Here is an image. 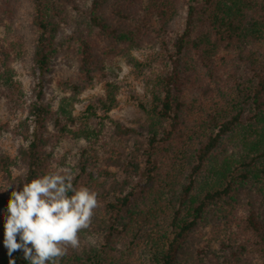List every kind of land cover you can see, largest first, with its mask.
Instances as JSON below:
<instances>
[{
	"label": "trees",
	"instance_id": "obj_1",
	"mask_svg": "<svg viewBox=\"0 0 264 264\" xmlns=\"http://www.w3.org/2000/svg\"><path fill=\"white\" fill-rule=\"evenodd\" d=\"M26 2L27 43L16 36L0 48V98L21 113L15 124L0 119V134L25 143L0 156V189L52 171L44 143L52 116L62 140L84 143L66 167L74 187L97 194L87 229L98 241H82L81 229L58 264H204L215 245L218 264H264V0ZM17 50L37 74L29 98L14 76ZM55 55L78 72L53 110L44 78ZM132 78L144 86L142 97L126 98L144 116L139 129L109 115ZM96 83L102 92L77 113L78 95ZM108 146L121 183L107 169L91 174ZM8 196L0 193V207ZM199 227H208L202 243L183 253ZM13 257L28 264L20 251ZM8 260L2 247L0 264Z\"/></svg>",
	"mask_w": 264,
	"mask_h": 264
},
{
	"label": "rangeland",
	"instance_id": "obj_2",
	"mask_svg": "<svg viewBox=\"0 0 264 264\" xmlns=\"http://www.w3.org/2000/svg\"><path fill=\"white\" fill-rule=\"evenodd\" d=\"M5 4L13 7L12 9H10V12H5ZM27 12L28 4L26 0H0V48L11 44L10 42L12 38H15L16 36H20L27 43L29 34V31L26 28ZM66 33L70 34L68 29H66ZM29 47H31V44H29ZM15 54L16 55H14V58L12 60V67L15 69L14 76L16 80L21 83L25 93V98H29L32 94L34 86L37 83V74L36 72L32 71L30 67V59L27 54L23 52L21 55H19V50L15 51ZM77 72L78 63H76L74 60L72 61L62 55H55L51 60L49 70L44 78V98L53 107V110H56V102L59 100L60 96L65 95L64 88L66 87V84L69 82H73L76 79ZM118 73L120 77L126 75V67H124ZM127 84H129V87H122L119 96L120 103L110 112L109 115L112 119L121 122L123 125H126L133 129H139L140 125L144 121V116L136 108L135 105L127 103L126 98L129 95V91H133L137 95L142 97L144 95V86L142 82L136 80L135 78H132V80L123 81L121 85ZM101 92V85L99 83L87 84L84 91L77 97V101L74 107L75 111L77 113L82 112L89 104V102L95 97L99 96ZM20 116V112L16 113L11 110L8 104H6L5 100L0 98L1 121L8 122L10 120L15 124L17 122L16 120L20 118ZM53 120L54 117L52 116L47 126V133L44 134L46 153L50 154V158L46 159V163L47 166L52 169V171L56 169L68 170L66 166H72L75 163L77 152L84 146V143L82 141L74 142L72 140H62L59 129L55 128L53 125ZM104 135L108 136V134L106 133H104ZM23 146H25V143L22 142L19 138L12 136L11 134H0V156L14 157L16 156L19 148ZM123 146L125 147L119 148L120 152L123 150V148L130 150L133 146V143L127 142L123 144ZM100 151L103 152V154H95V156H97L99 159V163L91 165V174L94 178H96L97 174L102 175L103 169H107L111 173L115 172L117 181L121 183V172H117L114 169L108 167L109 161L105 159L107 157L105 153H111L113 151V147H104V149ZM122 155L125 156L126 154ZM109 183H112V180H108L107 184ZM207 231L208 227H199L194 232H192L188 237L185 246L183 247V253H185L189 248H192L193 250L194 246L202 243V240L199 239V237L200 235L205 234ZM82 232V241L86 243L90 242L92 244L97 243L98 237L95 234L93 236L90 235L87 228H84ZM2 240L3 227L2 221H0V250L3 247ZM124 242L126 243L128 241L125 240ZM67 248L72 247L68 246ZM218 250L219 245H215L210 248V255L208 257L210 261L206 262L205 259L203 263L218 264L216 256ZM182 264L188 263L182 262ZM196 264L199 263L196 261Z\"/></svg>",
	"mask_w": 264,
	"mask_h": 264
},
{
	"label": "clouds",
	"instance_id": "obj_3",
	"mask_svg": "<svg viewBox=\"0 0 264 264\" xmlns=\"http://www.w3.org/2000/svg\"><path fill=\"white\" fill-rule=\"evenodd\" d=\"M72 180L69 171L56 169L0 189L9 192L0 207L8 264H16V251L28 264H58L68 246H79L78 232L88 227L97 194L87 186L74 187Z\"/></svg>",
	"mask_w": 264,
	"mask_h": 264
}]
</instances>
